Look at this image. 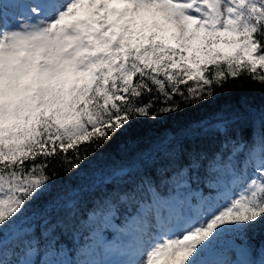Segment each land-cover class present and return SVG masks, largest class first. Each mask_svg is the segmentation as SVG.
Listing matches in <instances>:
<instances>
[{
  "label": "snow or ice",
  "instance_id": "obj_1",
  "mask_svg": "<svg viewBox=\"0 0 264 264\" xmlns=\"http://www.w3.org/2000/svg\"><path fill=\"white\" fill-rule=\"evenodd\" d=\"M243 73L264 86V0H0V264H264V112L220 111L32 208L57 164Z\"/></svg>",
  "mask_w": 264,
  "mask_h": 264
},
{
  "label": "trees",
  "instance_id": "obj_2",
  "mask_svg": "<svg viewBox=\"0 0 264 264\" xmlns=\"http://www.w3.org/2000/svg\"><path fill=\"white\" fill-rule=\"evenodd\" d=\"M221 64L226 68V65L222 62ZM247 75L243 73L241 77H228L227 82L222 88L216 90V95L212 99L194 106L182 105L183 111L181 112L161 115L155 120L147 117L133 120L129 126L118 131L100 148L82 154L86 158L83 159L78 170H70L66 164L63 166L57 164L55 167L57 175L50 185V194L36 201L32 208L39 210L47 200L62 194L70 187L87 188L93 183H99L116 169L138 163L161 141L166 142V138L181 136L189 126L195 127L198 121L207 122L220 111L251 109L256 113L264 112V86L247 79ZM188 83L192 84L193 81ZM185 87L186 85H180V88ZM175 99L179 100L180 97L176 96ZM160 106L162 105L157 104L156 108L151 111H157ZM240 131L245 139L250 138L252 130L249 125H241ZM84 146L81 145V147ZM203 146L209 150L211 148L208 142H205ZM49 175H52L51 171ZM213 185L216 184L213 183ZM210 186L202 187L200 190L207 193ZM254 243L259 244V237Z\"/></svg>",
  "mask_w": 264,
  "mask_h": 264
},
{
  "label": "rangeland",
  "instance_id": "obj_3",
  "mask_svg": "<svg viewBox=\"0 0 264 264\" xmlns=\"http://www.w3.org/2000/svg\"><path fill=\"white\" fill-rule=\"evenodd\" d=\"M18 11H22V9H17V8H10L9 10H8V15L9 16H12V15H14L15 13H17ZM200 194H199V192H196V196H199ZM221 195H222V190L221 191H219V192H217L216 194H215V197H216V199L217 200H219V199H221ZM195 199H193V203L195 204ZM112 239V238H111ZM110 239V240H111ZM113 259H116L115 257L113 258Z\"/></svg>",
  "mask_w": 264,
  "mask_h": 264
}]
</instances>
